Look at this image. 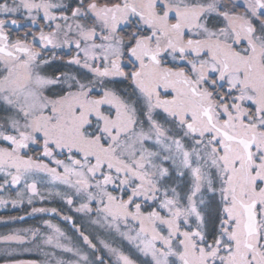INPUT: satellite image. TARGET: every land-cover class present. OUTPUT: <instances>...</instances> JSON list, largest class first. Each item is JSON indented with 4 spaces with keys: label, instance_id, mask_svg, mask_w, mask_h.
Instances as JSON below:
<instances>
[{
    "label": "snow or ice",
    "instance_id": "1",
    "mask_svg": "<svg viewBox=\"0 0 264 264\" xmlns=\"http://www.w3.org/2000/svg\"><path fill=\"white\" fill-rule=\"evenodd\" d=\"M24 205L3 264H264V0H0Z\"/></svg>",
    "mask_w": 264,
    "mask_h": 264
},
{
    "label": "trees",
    "instance_id": "2",
    "mask_svg": "<svg viewBox=\"0 0 264 264\" xmlns=\"http://www.w3.org/2000/svg\"><path fill=\"white\" fill-rule=\"evenodd\" d=\"M50 204L47 202L43 205L46 207H49ZM55 206H58V204H54ZM36 206H41L37 204ZM30 208L27 205H24L20 208H12L9 206L8 208H0V217H4L5 220H8V217H14V216H23L22 214L29 211ZM49 217L46 215L45 217H42L41 219H48ZM32 226H36L35 222L28 219L23 220H8L7 223L0 222V235H6L9 232L15 230V229H23V228H29ZM2 246V245H0ZM19 259H36L38 258L34 253H21L17 256ZM3 263V260L0 259V264Z\"/></svg>",
    "mask_w": 264,
    "mask_h": 264
},
{
    "label": "flooded vegetation",
    "instance_id": "3",
    "mask_svg": "<svg viewBox=\"0 0 264 264\" xmlns=\"http://www.w3.org/2000/svg\"><path fill=\"white\" fill-rule=\"evenodd\" d=\"M53 206H55V205L54 204H50L49 205V207H53ZM28 212H30V210L27 211L26 213H28ZM26 213L22 214L24 216V219H28V220L34 221L36 225H39L42 222L41 218L46 216V215H41V214H36V215L29 216V215H26ZM52 219H53V222H59L58 218L53 217ZM1 264H3V263H1Z\"/></svg>",
    "mask_w": 264,
    "mask_h": 264
}]
</instances>
